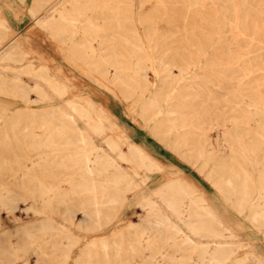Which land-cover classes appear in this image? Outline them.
I'll return each mask as SVG.
<instances>
[{"label":"bare ground","instance_id":"6f19581e","mask_svg":"<svg viewBox=\"0 0 264 264\" xmlns=\"http://www.w3.org/2000/svg\"><path fill=\"white\" fill-rule=\"evenodd\" d=\"M50 1L29 13L61 52L264 236V0H156L149 14L133 0ZM21 41L0 8V97L20 104L0 103V264H264L178 176L123 223L119 208L163 166Z\"/></svg>","mask_w":264,"mask_h":264},{"label":"rangeland","instance_id":"374dc122","mask_svg":"<svg viewBox=\"0 0 264 264\" xmlns=\"http://www.w3.org/2000/svg\"><path fill=\"white\" fill-rule=\"evenodd\" d=\"M55 2V0L53 2L51 0L46 5V9L52 8V4ZM133 2L136 13L140 12L143 14L151 13L156 4V0H133ZM31 3L32 0H0V8L6 14L9 23L15 31V38L21 39L23 46L31 53L27 57L31 55V57L37 56L31 59L33 66L36 68L39 64H44L49 67L52 73H57L59 70L62 73L61 78L69 84L73 94L79 92L78 94L91 97L110 115L111 120L118 126L119 130L123 131L132 141L141 145L148 154L163 166V170L151 174L147 184L131 193L119 208L118 214L124 218L123 223L128 220L136 222L139 217H142L143 210L139 205L140 202L151 191L164 184L169 176H178L204 194L223 220L242 239L250 243L251 249L264 256V236L261 231L256 229L243 214L237 213L214 189L202 172L192 164L184 161L175 152L164 146L156 137L152 136L143 121L132 109L130 102L124 100L119 90L108 89L104 85L96 84L95 81L85 76L81 69L77 66L75 67L67 58V55L61 52L58 44L49 37L47 31L40 27L30 16L29 7ZM137 27L141 32L142 27L140 25H137ZM34 51L37 53L35 54ZM18 65L20 66L21 64ZM146 72L149 82H153L152 71L147 70ZM26 81L31 84L30 80ZM31 96H33V93H31ZM57 102L59 105L63 104L62 99ZM0 103L7 108H14L20 105L16 100L2 97H0ZM33 106L36 105L34 104ZM217 129L221 130L222 127L215 126L208 131L209 139L214 146L221 142V136ZM123 166L127 167L124 163ZM18 216L19 223L30 222L34 217L30 211L27 214L21 212ZM14 224L13 222H7L6 226L13 229L16 225ZM244 252L245 250L243 249H237L235 256H244ZM245 264H252V262L249 260Z\"/></svg>","mask_w":264,"mask_h":264}]
</instances>
